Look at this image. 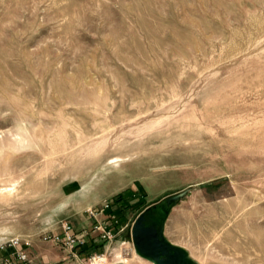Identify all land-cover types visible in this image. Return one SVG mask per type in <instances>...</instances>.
<instances>
[{
    "label": "rangeland",
    "instance_id": "obj_1",
    "mask_svg": "<svg viewBox=\"0 0 264 264\" xmlns=\"http://www.w3.org/2000/svg\"><path fill=\"white\" fill-rule=\"evenodd\" d=\"M123 172L91 208L113 236L84 226V258L53 260L41 234L72 180ZM168 199L188 261L264 264V0H0V242L154 264L131 225Z\"/></svg>",
    "mask_w": 264,
    "mask_h": 264
},
{
    "label": "crops",
    "instance_id": "obj_2",
    "mask_svg": "<svg viewBox=\"0 0 264 264\" xmlns=\"http://www.w3.org/2000/svg\"><path fill=\"white\" fill-rule=\"evenodd\" d=\"M124 181L118 187H111V185L107 186L105 189V181L97 180L95 183L90 182L88 180H84V177L77 181L78 179H73V182H76L74 186H72L68 193L64 194V197L60 199V210L53 212L50 214L49 220L45 224V226L49 228H54L63 220H69L72 222L74 228L75 225H78V229L84 231V226L89 228L90 225L93 226V223L96 221L99 222L102 218V213L97 211L94 216H91L88 212L89 209L94 208L98 210L99 207L103 204L104 201L110 199L112 195L119 192L122 189L128 188L133 180L136 178H129L128 173L123 172ZM85 224V225H84ZM46 227V228H47ZM45 230V229H44ZM87 239L90 240L91 234L87 231ZM42 243H46L42 241ZM49 244V242H48ZM53 245V244H52ZM51 246V243L50 245ZM80 258H84V247L79 250ZM46 258V257H45ZM70 255L67 253L63 256L54 255L53 260H61L65 259V262L70 261ZM75 260H78L75 259ZM28 264H38L37 262L32 261L29 256Z\"/></svg>",
    "mask_w": 264,
    "mask_h": 264
},
{
    "label": "built area",
    "instance_id": "obj_3",
    "mask_svg": "<svg viewBox=\"0 0 264 264\" xmlns=\"http://www.w3.org/2000/svg\"><path fill=\"white\" fill-rule=\"evenodd\" d=\"M112 204L111 200H107L103 203V207L107 208ZM97 211L92 209L88 210V213L92 216ZM92 230H97V234L100 238L110 239L113 236L112 230L100 222L93 224ZM87 231H77L74 226L68 220L61 221L57 227L53 229L45 230L41 234L42 241L57 244L60 247L66 249L70 257L78 258L79 250L86 246ZM23 244H28L27 241H23L18 236H11L0 242V264H28L29 255L28 251ZM94 264H105L106 257L103 252H96L88 256ZM92 261H90L92 263Z\"/></svg>",
    "mask_w": 264,
    "mask_h": 264
},
{
    "label": "water",
    "instance_id": "obj_4",
    "mask_svg": "<svg viewBox=\"0 0 264 264\" xmlns=\"http://www.w3.org/2000/svg\"><path fill=\"white\" fill-rule=\"evenodd\" d=\"M171 204L168 199L163 205H151L139 212L131 225V238L138 254L151 259L154 264H188L182 250L167 241L162 233L164 219L152 216V207Z\"/></svg>",
    "mask_w": 264,
    "mask_h": 264
},
{
    "label": "bare ground",
    "instance_id": "obj_5",
    "mask_svg": "<svg viewBox=\"0 0 264 264\" xmlns=\"http://www.w3.org/2000/svg\"><path fill=\"white\" fill-rule=\"evenodd\" d=\"M151 211H152V216H154L155 218H160V219H164L165 218V212L162 210V209H159V208H156V207H152V209H151ZM194 264V263H192V261L190 262V261H188V264ZM99 264H101V263H99Z\"/></svg>",
    "mask_w": 264,
    "mask_h": 264
}]
</instances>
